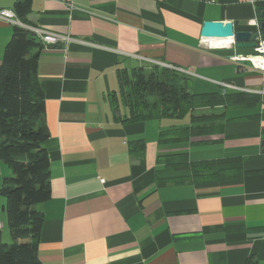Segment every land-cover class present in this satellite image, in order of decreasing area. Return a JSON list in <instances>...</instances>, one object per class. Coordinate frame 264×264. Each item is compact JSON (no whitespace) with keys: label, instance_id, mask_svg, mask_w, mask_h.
Masks as SVG:
<instances>
[{"label":"crops","instance_id":"obj_1","mask_svg":"<svg viewBox=\"0 0 264 264\" xmlns=\"http://www.w3.org/2000/svg\"><path fill=\"white\" fill-rule=\"evenodd\" d=\"M71 2L72 9L64 0H31L25 24L71 38L42 47L37 56L51 187L50 198L34 205L43 216L40 264H245L251 253L264 264V73L228 59L229 51L244 49L202 45L227 37H200L204 20L237 21L236 30H253L264 0ZM13 3L0 0V9ZM12 28L0 20V64ZM134 54L189 69V79L210 92L256 95L255 103L197 109L196 115H217L199 122L187 114L123 123L117 116L126 109L116 110L108 94L118 86L117 68L152 64ZM223 81L239 89L223 92ZM171 126H190L192 136L159 144V132ZM140 137L147 141L141 155L129 147ZM178 151L192 161L237 157L240 175L199 182L146 178L164 174L159 154ZM8 173L0 158V189ZM7 241L0 192V243Z\"/></svg>","mask_w":264,"mask_h":264},{"label":"trees","instance_id":"obj_2","mask_svg":"<svg viewBox=\"0 0 264 264\" xmlns=\"http://www.w3.org/2000/svg\"><path fill=\"white\" fill-rule=\"evenodd\" d=\"M30 8L31 0H14L13 10L24 24ZM42 46L32 31L13 24L0 64V158L9 168L0 192L12 237L11 242L0 243V264H40L38 242L43 216L34 205L51 196L50 163L44 147L49 130L44 119L45 97L37 79V56ZM116 77L118 90L110 91L108 96L116 110L118 106L126 109L117 118L128 124L183 118L187 114L192 122L212 120L217 115H196L194 111L219 105H249L256 98L241 92H191L187 74L156 64L117 68ZM189 127L161 130L157 142L187 141L192 136ZM145 144L143 137L129 141L131 152L140 155ZM157 159L165 166L161 171L164 174L157 178L154 172L146 178L159 183L221 181L240 175L236 173L241 168L237 157L192 161L186 151H178L159 154ZM245 264H258L255 253Z\"/></svg>","mask_w":264,"mask_h":264},{"label":"built area","instance_id":"obj_3","mask_svg":"<svg viewBox=\"0 0 264 264\" xmlns=\"http://www.w3.org/2000/svg\"><path fill=\"white\" fill-rule=\"evenodd\" d=\"M64 2L67 4V6L72 9L73 4L71 0H64ZM0 20L23 26L24 28L28 29L29 31H32L35 36L39 39L42 47H54L59 42H68L71 40V38L67 35H63L51 30H47L40 27H29L26 26L24 23H22L16 16V13L13 9H0ZM252 26H254V31L257 33V37L255 39V44L252 48H249L246 52H234L232 55L228 57L230 61H233L238 64L239 68H242V65H248L251 69L258 70L262 73H264V35L259 30V24L256 22V20L251 21ZM86 43V41H81ZM205 42V43H204ZM203 44H207L206 41H204ZM233 47H235V41L232 39L230 41ZM209 44V42H208ZM208 46L209 45H205ZM135 58H138L140 60H148L152 64L159 65L161 67H168L170 69H174L180 72H183L185 74H192V71L189 69H182L181 67L174 66L172 64L163 62V61H155L148 59L147 57H144L142 55H133ZM219 85L222 87L223 92H225L226 89H233L238 90L239 87L235 86L231 82H220ZM103 181V179H101Z\"/></svg>","mask_w":264,"mask_h":264},{"label":"water","instance_id":"obj_4","mask_svg":"<svg viewBox=\"0 0 264 264\" xmlns=\"http://www.w3.org/2000/svg\"><path fill=\"white\" fill-rule=\"evenodd\" d=\"M237 21L230 20H204L201 25L200 37L203 39L232 37L235 48L249 49L255 44L257 33L252 30H236ZM259 30L264 35V10L261 11ZM262 151L264 152V139L262 140Z\"/></svg>","mask_w":264,"mask_h":264},{"label":"rangeland","instance_id":"obj_5","mask_svg":"<svg viewBox=\"0 0 264 264\" xmlns=\"http://www.w3.org/2000/svg\"><path fill=\"white\" fill-rule=\"evenodd\" d=\"M213 41V43L214 44H217L218 46H215L214 44H212V43H210L209 42V44L207 43V44H202L203 46L204 45H209V47L208 46H205V47H207V48H209V49H222V48H227V49H233V46H232V44L227 40V39H225V40H217V41H215V40H212ZM246 51H248V49H244L243 51H241V52H246ZM235 51H229V56L230 55H232L233 53H234ZM228 56V57H229ZM118 84V83H117ZM189 87L190 88H192L193 89V91L192 92H195V93H200V92H210L209 91V88H207L206 89V87H204V86H202V84L198 81V80H196V79H190V83H189ZM115 90H118V86L117 87H115ZM124 108V107H123ZM168 120L170 119V118H167ZM183 119V118H182ZM182 119H172V120H174L175 121V123H181V124H183L182 123ZM184 119H186V118H184ZM171 120V119H170ZM184 122H186V120H184ZM147 141H145V143H146ZM150 149H151V144L149 143V147H148V154H147V157H150ZM7 242H10V241H7Z\"/></svg>","mask_w":264,"mask_h":264},{"label":"bare ground","instance_id":"obj_6","mask_svg":"<svg viewBox=\"0 0 264 264\" xmlns=\"http://www.w3.org/2000/svg\"><path fill=\"white\" fill-rule=\"evenodd\" d=\"M232 37H227V40L230 42V41H232ZM206 40V39H205ZM208 40H210V39H208ZM234 40V39H233ZM212 41V40H211Z\"/></svg>","mask_w":264,"mask_h":264}]
</instances>
